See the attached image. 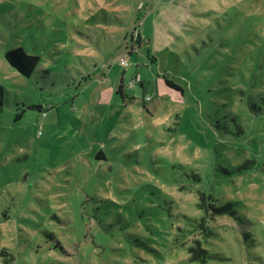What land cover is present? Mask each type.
I'll return each instance as SVG.
<instances>
[{
  "label": "rangeland",
  "instance_id": "rangeland-1",
  "mask_svg": "<svg viewBox=\"0 0 264 264\" xmlns=\"http://www.w3.org/2000/svg\"><path fill=\"white\" fill-rule=\"evenodd\" d=\"M18 47L41 58L29 77ZM253 72L264 0H0V264H199L197 239L209 264H264V174L223 170L263 155L264 121L217 125Z\"/></svg>",
  "mask_w": 264,
  "mask_h": 264
},
{
  "label": "trees",
  "instance_id": "trees-1",
  "mask_svg": "<svg viewBox=\"0 0 264 264\" xmlns=\"http://www.w3.org/2000/svg\"><path fill=\"white\" fill-rule=\"evenodd\" d=\"M144 40V37L137 35V42L141 45V42ZM5 57L6 61L17 71L20 72L23 76L29 77L35 73V71L38 69L39 61L41 60L40 56L32 54L27 52L24 48L18 47L14 49H9L5 51ZM164 77V83L167 87L173 90H178L179 93L185 94V88L178 84V82L174 81V79H171L166 74H163ZM124 78L123 75L120 79L119 87H118V93H120L122 96H127L125 91V84H124ZM136 81V77L134 76L132 78ZM244 82V85L242 84ZM242 82L240 87L235 89L232 88V92L226 97V100L228 102H224L223 106L227 107V112H225L224 115V123L220 124V121H218V126H220V133L219 135L222 137L230 135L233 137V140H243L244 138L248 137V133H246L245 128L243 126V113L244 111L246 114L254 120L258 121H264V75H259L255 72L251 73L250 75V82L248 88H246V83L248 82L245 75L242 76ZM138 83L143 85L142 81L139 80ZM4 86L0 84V112L3 110L4 106V92H3ZM239 97L240 103L242 108L234 112L233 110V104L235 102V98ZM129 97H134L133 95ZM27 108H33L38 111L44 112L47 109H50L51 107H43L42 104H28ZM22 114V113H21ZM21 114L18 113L17 118L21 117ZM262 129L264 131V123H262ZM97 156H100V153L97 154ZM255 168L257 171H261V173L264 174V151L263 155H261L260 158H253V159H246L240 166H235V168L227 169L224 168L225 172L227 174H230L231 172H242L245 169H252ZM242 173H245L243 171ZM197 178H200L198 175H194ZM200 180V179H198ZM202 200L200 204L202 205L204 211L207 212L209 208H212L214 212L221 216L225 214H230L231 216H235L236 209L234 208L232 202H227L223 204L217 203H210L208 201H205L204 199L213 198V196L210 192H207V190H202ZM215 200V199H214ZM205 220L204 217H202V222ZM202 222L199 224L200 227H202V234L205 241H207V237H211V230L207 229V226H204ZM209 241V239H208ZM196 244L194 246H191L190 249L193 251V257L196 261L199 262V264H209L210 259L212 257V252L210 250L204 249L201 246L200 239L196 240Z\"/></svg>",
  "mask_w": 264,
  "mask_h": 264
}]
</instances>
